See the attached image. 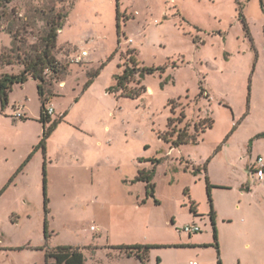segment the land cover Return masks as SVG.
<instances>
[{
  "label": "rangeland",
  "instance_id": "rangeland-1",
  "mask_svg": "<svg viewBox=\"0 0 264 264\" xmlns=\"http://www.w3.org/2000/svg\"><path fill=\"white\" fill-rule=\"evenodd\" d=\"M53 5L66 14L56 54L68 70L51 87L46 127L64 118L45 150L38 82L0 103V264H45L61 246L82 249L87 264H141L113 248L130 245L154 246L147 264H264V177L254 172L264 159V0H13L0 56L13 46L8 24L33 44L43 27L34 10ZM133 49L163 70L143 78L138 98L109 93ZM21 70L0 66V77ZM208 117L214 127L195 141L162 138L195 134ZM195 224L199 233L182 231Z\"/></svg>",
  "mask_w": 264,
  "mask_h": 264
},
{
  "label": "trees",
  "instance_id": "trees-1",
  "mask_svg": "<svg viewBox=\"0 0 264 264\" xmlns=\"http://www.w3.org/2000/svg\"><path fill=\"white\" fill-rule=\"evenodd\" d=\"M13 0H0V21L4 18V10L8 4ZM35 18L32 23L33 26L37 22H42L43 27L39 31L37 41L33 44H27L21 39L20 28H14V25L8 24L5 28L7 32L13 37V46L10 49L2 51L0 56V66L16 65L22 66L19 73H4L0 77V103L4 109L9 104V95L15 85H24L30 78L38 82V93L41 100V115L39 121L43 123V140L37 148L43 147L46 150V140L50 137L53 130L57 127L59 122L64 118L62 116L59 120L52 123L50 127H46L47 123L51 122V117L47 114L46 106L51 96L53 95L51 87L54 82H63L68 67L64 65L57 58V40L60 31L63 29L66 14L63 11L57 10L53 5L49 8H36L34 10ZM22 28L26 25L22 24ZM118 29L121 30L120 13H118ZM128 58L125 65L122 66L121 73L115 75V84L108 89L109 93H113L119 97L135 99L147 91L143 85V78L146 75H153L158 71H162L161 67H146L142 66L137 58L136 50L133 49L128 52ZM121 67V66H120ZM99 71L90 72V79L86 84L89 87L94 79L98 76ZM135 84V86H131ZM185 115L183 114V118ZM174 119H169V123ZM214 127V120L208 117L204 121L195 124L196 133L192 134L188 127L184 129L173 130L169 136H162V138L171 144L172 147H178L182 144H187L191 140H196L201 134L208 129ZM44 185L46 187V171L44 172ZM151 174L141 172L136 178V181H142L147 184L148 194L152 196L155 193V185L152 181ZM208 191L211 192V183L207 177ZM45 201L48 202L47 194L45 193ZM192 212L198 216L196 205L193 204ZM211 219L215 226L216 215L214 211L211 213ZM45 233L48 236L47 225ZM214 238L217 248L218 236L216 228H214ZM120 253H125L128 257H137L141 264H147L151 249L154 246L150 245H130V246H115ZM45 264H87V259L79 247L61 246L47 253ZM221 264V262H219Z\"/></svg>",
  "mask_w": 264,
  "mask_h": 264
},
{
  "label": "built area",
  "instance_id": "built-area-1",
  "mask_svg": "<svg viewBox=\"0 0 264 264\" xmlns=\"http://www.w3.org/2000/svg\"><path fill=\"white\" fill-rule=\"evenodd\" d=\"M87 54L88 53L86 51L82 52L81 56L78 57V61H80L84 56H87ZM49 113L53 114V109H51L49 111ZM16 116L19 119H24L25 113L22 111H17ZM254 172H256L260 178L264 177V159L262 157L258 158L257 166H256V169L254 170ZM92 230H95V227H92ZM182 231L188 233L189 235H193V234L199 233L201 231V227L196 225V224L195 225H187Z\"/></svg>",
  "mask_w": 264,
  "mask_h": 264
},
{
  "label": "crops",
  "instance_id": "crops-1",
  "mask_svg": "<svg viewBox=\"0 0 264 264\" xmlns=\"http://www.w3.org/2000/svg\"><path fill=\"white\" fill-rule=\"evenodd\" d=\"M89 54H87V56H88ZM193 264H196V262H193Z\"/></svg>",
  "mask_w": 264,
  "mask_h": 264
}]
</instances>
